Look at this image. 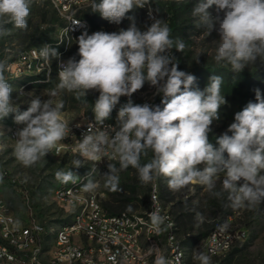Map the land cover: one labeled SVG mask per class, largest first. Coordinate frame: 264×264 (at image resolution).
Instances as JSON below:
<instances>
[{
	"label": "clouds",
	"instance_id": "9594fccd",
	"mask_svg": "<svg viewBox=\"0 0 264 264\" xmlns=\"http://www.w3.org/2000/svg\"><path fill=\"white\" fill-rule=\"evenodd\" d=\"M31 3L0 0V37L10 34L9 24L27 29ZM149 4L150 0H92L93 13L117 25L127 18L129 26L112 32H82L75 41L77 53L60 62L58 84L48 92V99L28 93L34 98L27 101L26 110L21 111L13 100V87L4 74L6 65L0 62V121L12 115L14 123L22 125L15 133L16 160L26 168L37 165L71 131L62 113L63 101H54V97L67 91L80 99L95 91L99 95L92 107L94 120L82 134L71 168L55 172L58 181L76 184L82 178L71 170L73 167L100 161L108 154L119 164L117 168L108 163L103 174L105 187L112 191L118 190V173L132 167L144 185L161 176L177 191L198 183L216 198L226 192L233 209H255L264 203V94L255 89V102L249 101L237 111L227 130L215 137V144L210 142L211 125L227 102L221 95L223 78L212 75L203 90L196 87V77L179 70L172 54V49L182 52L186 45L182 39L172 38L169 25L153 17L150 7L153 22L144 30L137 26L134 15H128ZM212 6L215 16L209 12ZM191 14L208 36L217 32L213 57L217 64L230 65L234 73L258 62L264 64V0H198ZM80 23L72 21V25ZM38 55L45 62L60 56L48 44ZM145 84L155 89L160 104L133 102V94ZM121 97L128 100L120 105L115 126L107 125L105 121ZM149 153L151 159L141 164V157ZM89 176L90 172L83 178L86 193L98 187ZM221 177L222 190L216 191ZM149 217L157 233L172 226L159 207H154ZM196 218L201 219V214ZM178 259L160 254L154 264H178ZM193 259L198 264H211V256L199 249L193 250Z\"/></svg>",
	"mask_w": 264,
	"mask_h": 264
},
{
	"label": "built area",
	"instance_id": "2783aa9c",
	"mask_svg": "<svg viewBox=\"0 0 264 264\" xmlns=\"http://www.w3.org/2000/svg\"><path fill=\"white\" fill-rule=\"evenodd\" d=\"M37 1H46L62 20L54 42L59 47V59L56 58L54 63L52 59L45 62L38 55L45 44L30 46L18 53L6 66V73L11 78L29 74L48 78L52 71L57 75L60 62L66 61L62 55L70 43L74 42L78 49L75 41L82 32L92 34L101 30V27H93L80 14V10L91 5L92 0ZM149 7L152 9V16L157 18L153 0L140 9L151 24L153 21L149 18ZM166 17L169 18V13ZM74 20H79L80 26L72 25ZM117 112L118 110L105 121L107 125L115 126ZM93 120L94 118L77 122L66 119L71 131L51 154L74 158L82 134ZM18 129L19 125L11 127V138L16 139ZM105 161H111L108 154L97 162L85 161L88 162L89 169L76 174L81 180L76 184L60 183L51 189L53 201L61 212L52 220L49 216H39L33 209L27 188H19L27 210L25 219L14 215L0 192V264H154L156 256L160 254L173 261L179 258L178 264H198L193 259L194 249L204 251L214 260L225 256L244 240V229L217 222L193 245L184 243L177 235L171 213L162 203L155 184L149 192V207L146 210L108 213L95 191L86 193L82 189L85 182L83 178ZM154 207H159L161 214L168 218L166 223L172 225L160 233L154 231L149 217Z\"/></svg>",
	"mask_w": 264,
	"mask_h": 264
},
{
	"label": "rangeland",
	"instance_id": "374dc122",
	"mask_svg": "<svg viewBox=\"0 0 264 264\" xmlns=\"http://www.w3.org/2000/svg\"><path fill=\"white\" fill-rule=\"evenodd\" d=\"M154 1L153 6L155 7ZM160 1L164 2L165 0ZM187 1L193 3L191 10L181 8L184 5L183 3ZM174 2L176 6L180 7L178 8V25L182 31H185V35L181 36V38L190 39L191 41L188 46L185 44L186 46L182 52L179 51V55L183 58V64L178 67L179 70L193 74L195 69L201 64V61L207 60L216 63L213 57L217 46L216 40L219 39V36L216 31H213L208 36L202 27H197V19L191 13L192 8L198 3V0H174ZM161 10V14L156 12L157 19H163L169 24L165 7ZM51 11L52 7L50 5L32 0L30 15L27 17V20L30 19V27L27 29L9 28L10 34L0 37V62H4L5 64L12 62L15 59H13L15 55L17 56L18 53L27 49L32 41H37L38 35L49 27H52V30L48 34L55 40L58 35L61 19L53 23L50 21L45 22L49 20L48 18H51ZM209 12L215 16V6H212ZM189 24L193 26L190 27L188 26ZM75 49L76 44L74 42L70 43L62 57L65 60L72 57ZM55 59H52V63H54ZM197 59L199 62H197ZM260 64L258 62L257 65H249L245 69L250 70ZM4 74L13 87L12 98L20 104L21 111L27 109V101L34 98V96H39L42 100L48 99V92L58 84V77L54 71H52L48 78L34 74L11 78L7 75L6 70ZM154 92V88L145 84L141 90L133 94L132 100L137 104L145 102L160 104L161 98L155 96ZM28 93H33L34 96L30 97L27 95ZM98 95V92L90 91L86 98L81 97L77 99L76 93L63 91L54 97L53 100L63 101L64 108L62 109V113L64 118L84 122L94 118L92 113L93 98ZM221 95L225 96L227 102L219 109V119L214 120L211 125V131L208 135L209 141L213 144H215V137L226 131L230 123L233 122L234 114L244 107L241 97L236 92L221 86ZM127 100V97H121L120 103L116 108L119 109L120 105L126 103ZM13 125L17 124L14 123L12 115L0 121V192L14 215L17 218L25 219L27 210L22 201L19 188H27L29 202L33 209L37 212L42 210V216H49V219L52 220L61 213L57 204L53 201L51 194V189L61 183L56 179L55 172L59 169L67 171L71 168L69 158L66 159L63 166L58 167L63 155L51 154L50 152L37 165L30 168L22 166L14 156L15 139L11 138L9 134ZM21 127L22 125H19V129ZM150 154L142 157L146 159ZM116 167L119 168V166ZM107 171L108 168H104L100 164L92 170L89 176V178L98 184L95 192L102 200L107 198L106 191L108 188L105 187V178L103 176ZM132 174L133 168H128L118 173L119 178L123 179L125 176L131 177ZM154 184L161 195L162 203L171 213V218L176 225L177 235L180 239L194 236L198 232V229L209 228L216 221L245 230L246 236L238 245L241 250L237 252L234 259L231 262H223L225 257L222 256L211 260V264H264V203L258 205L255 209H233L230 206L226 192L222 198H216L204 186L198 183L189 184L178 191L172 190L168 186V178L164 176L147 185L139 181L138 191H146L148 195ZM221 190L222 177L216 183V191ZM139 197L145 199L143 194L139 195ZM197 213L201 214V219L199 220L196 218ZM175 217H177V220H174ZM191 224H193V228H190Z\"/></svg>",
	"mask_w": 264,
	"mask_h": 264
},
{
	"label": "trees",
	"instance_id": "16d2710c",
	"mask_svg": "<svg viewBox=\"0 0 264 264\" xmlns=\"http://www.w3.org/2000/svg\"><path fill=\"white\" fill-rule=\"evenodd\" d=\"M44 4H48L46 1H39ZM155 10L158 14L162 13V8L165 7V11L169 13V27L171 29V36L173 39H182L181 36L185 35V31L181 30V27L178 25V6L175 5L174 0H165L164 2L160 0H155ZM183 7L186 10H191V5L193 3L191 2H185L183 3ZM49 5V4H48ZM80 14L83 17H86L90 24L95 28L102 27L103 31L112 32V31H118L120 28L126 29L129 26L130 21L125 18L122 20V22L117 24L109 23L107 20L101 18L99 13H93L91 9V5L86 6L80 10ZM129 16L134 15L135 20L137 23V26L140 27L142 30L146 28V26H150V23L148 22L146 16L144 15L143 11L139 9H135L134 12L128 13ZM49 20H46L45 22H55L58 19H61L60 16L57 14L56 10L52 8L51 11V18H48ZM28 27H30V19L27 20ZM62 24V20H61ZM60 24V25H61ZM188 26L192 27V24H189ZM7 28H15L13 25L9 24L7 25ZM52 30V27H49L45 29L41 34L38 35L37 41H32L30 43V46L33 45H42V44H51L53 48H56L59 50V47L54 44L55 40L48 34L49 31ZM184 43L188 46L190 44V39H182ZM29 46V47H30ZM78 49L76 48L75 51H73V56L77 53ZM172 54L175 56L176 61L178 62V66L183 64V58L179 55V51L176 49H172ZM16 58L13 57V59ZM79 57H77L78 59ZM12 60V59H11ZM10 61V59H9ZM9 63V62H8ZM6 63L5 65L7 66ZM193 75L196 77V84L195 86L199 89L203 90L206 85L209 83V78L212 75H219L223 78L222 87L225 89L232 90L236 92L242 99L244 106L249 102L253 101L255 102V89H260L261 93L264 94V64H260L259 66H254L252 69L247 70L244 69L240 73H234L231 70L230 65H223V64H216L212 61H201V64L198 66V68L195 69ZM98 97V96H97ZM93 98V101L97 98ZM118 110V108L114 109L111 116L114 115V113ZM151 155L147 157L146 159L141 157V164L147 163L151 159ZM69 158V162L71 163V160L73 157H68L67 155H63L61 162L58 164V167L63 166L66 159ZM112 162L105 161L102 163L104 168H107V164ZM116 166H119L117 161H113ZM132 168V167H129ZM89 169L88 162H85L84 166L80 168L73 167L71 170L77 174V173H83ZM125 176V175H124ZM140 181L138 177L137 170L133 168V174L131 177L119 178V187L118 190L112 191L109 187H107V198L102 200V205L104 209L110 213V214H118L121 212L125 213H134L136 212H142L146 210L149 207V193L147 195L146 191H138V182ZM145 197V199H142L139 197V195H142ZM161 196V195H160ZM142 197V196H141ZM39 216H42V210L38 211ZM177 220V217L174 218V220ZM216 221L215 223H217ZM213 223L211 227L215 224ZM205 227L204 229L200 228L198 229V232L194 236H189L185 239H182L184 243L186 244H192L194 241L203 238L210 228ZM190 228H193V224L190 225ZM177 230V229H176ZM240 246H234L232 249H230L226 254L223 262H231L235 255H237V252H240Z\"/></svg>",
	"mask_w": 264,
	"mask_h": 264
}]
</instances>
